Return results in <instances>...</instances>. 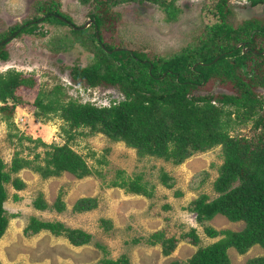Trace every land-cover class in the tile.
I'll use <instances>...</instances> for the list:
<instances>
[{
  "label": "rangeland",
  "instance_id": "1",
  "mask_svg": "<svg viewBox=\"0 0 264 264\" xmlns=\"http://www.w3.org/2000/svg\"><path fill=\"white\" fill-rule=\"evenodd\" d=\"M51 2L62 17L86 29V35L97 32V38L101 37L103 44L142 52L155 59L171 57L194 44L205 27L217 20L212 10L216 11L218 0H175L174 13L170 15L164 12L161 5L136 1L112 4L115 19L113 16L106 19L105 25L98 31L90 26L89 13L94 5L81 0H0V37L14 26L39 19L31 24L35 26L32 34L17 35V32L15 37L3 43L8 58L0 60V74L17 71L34 81L31 89L19 88L16 92L20 101L12 114L13 126L9 127L0 120V158L5 164L4 171H8L16 153L27 161H33L38 155L35 163L37 161L42 165L44 152L49 147L41 143L52 146L66 142L68 135L62 129L65 124L59 118L34 117L33 100L39 90L60 87L64 101L72 99L96 106H107L111 101L123 99L115 87L87 90L82 85H73L70 69L95 62L100 57L99 49L94 43L85 47L79 41H73L68 26L43 22L39 6ZM227 7L230 11L227 22L234 26L248 19L264 25V4L251 7L246 0H230ZM259 41L264 43L263 38ZM235 87L231 82L211 79L196 93L237 94ZM257 94L261 98L262 90H258ZM7 104L11 105V101ZM250 128L248 123L231 133L249 136ZM88 133V129H78L73 134L74 139L67 143L84 157L92 175L77 179L63 172L59 176L42 178L30 168L10 174L12 178L18 177L24 188L15 191L10 183L4 184L8 196L4 209L9 223L0 238L1 264H96L106 257L98 245L106 248L107 258L117 259L125 255L130 264H169L184 261L198 247L217 240L205 236L202 226L195 222L194 214L188 211V207L202 195H206L208 201L217 196L212 184L222 163L219 146L174 164L151 156L141 157L123 142L111 141L99 133ZM120 171L125 179L140 176L147 191L152 192V197L109 187L110 181L120 179ZM161 171L173 179L171 187L160 183ZM59 192L65 210L58 213L53 204ZM39 193L48 205L45 211L35 210L31 205ZM13 195H17L18 200H14ZM80 198H95L96 207L82 213L73 212L72 207ZM31 216L42 221H58L71 229H81L91 238L87 244L73 247L63 237H53L47 231L24 236L22 230ZM108 222L110 227L106 230ZM208 224L217 231H239L244 226L243 222H230L221 215L214 216ZM191 228L199 237L198 246L192 245L187 237H182ZM155 231H162L165 238H174L175 248L169 255L161 254L160 244H144V239ZM139 239L140 242H133ZM227 254L231 264H246L249 259L264 256V249L255 245L244 254H238L229 248Z\"/></svg>",
  "mask_w": 264,
  "mask_h": 264
},
{
  "label": "trees",
  "instance_id": "2",
  "mask_svg": "<svg viewBox=\"0 0 264 264\" xmlns=\"http://www.w3.org/2000/svg\"><path fill=\"white\" fill-rule=\"evenodd\" d=\"M81 1L94 5L89 17L90 26L95 31L105 25L106 19L112 16L115 19L112 4L136 1L161 5L164 12L170 15L174 13L175 3V0ZM246 1L251 7L264 4V0ZM229 2L218 0L216 11L212 10L217 20L205 27L194 44L171 57L155 59L148 58L142 52L103 44L101 37L97 38V32L86 35V29L62 17L53 8L52 2L39 6L44 16L43 22L68 26L73 41H79L85 47L94 43L99 49L100 57L95 62L70 69L72 83L86 89L115 87L123 99L111 101L108 107H95L72 99L64 101L60 87L37 92L33 100L34 117L59 118L65 124L62 129L68 137L62 145L47 146L41 143L49 147L44 152L42 165L37 161L35 163L38 155L33 161H27L16 153L8 171H4L5 164L0 158V238L9 223L4 209V202L8 198L4 184L10 183L15 191L24 188L23 182L10 174L30 168L42 178L59 176L63 172L77 179L92 175V169L84 157L67 143L74 139L75 131L88 129V134L99 133L111 141L123 142L141 157L151 156L174 164L182 163L195 153H203L217 146L221 148L222 163L212 184L217 196L208 201L207 196L202 195L188 207V211L194 214L195 222L202 226L205 236L217 240L198 247L186 260L169 264H231L227 254L229 248L238 254H244L255 245L264 249V43L259 41L264 39V25L253 19L244 20L236 26L227 22L230 17ZM38 20L35 18L21 26H14L0 37L1 61L8 58L4 50L5 41L15 37L17 32V35L32 34L35 26L31 24ZM211 79L231 82L236 86L237 94H197L200 86ZM32 86L33 79L24 77L20 72L0 74V120L7 126H13L12 114L20 101L16 92L19 88L31 89ZM258 90L263 92L261 98ZM8 101H11V105L7 104ZM248 123L251 126L249 136L231 133ZM121 174V171L118 172L120 179L110 181L108 186L133 195L152 197V192L147 191L140 176L125 179ZM172 180L161 171V184L171 187ZM60 196L59 192L53 204V209L58 213L65 210ZM13 199L18 200V196L13 195ZM31 205L35 210L48 209L41 193ZM94 207L95 198H80L72 211L82 213ZM216 215L224 216L230 222H243L244 226L239 231H217L208 224ZM106 224L105 229L108 230L109 222ZM41 231H47L53 237H63L73 247L83 246L91 238L81 229H71L58 221H42L34 216L29 217L22 233L32 236ZM182 237H187L194 246L199 244V237L193 228ZM133 242L138 243L140 239ZM144 244H160L163 256L169 255L175 248L174 238H165L162 231L151 233L144 239ZM98 248L106 257L96 264H130L125 255L117 259L107 258L106 248L102 245H98ZM246 264H264V256L249 259Z\"/></svg>",
  "mask_w": 264,
  "mask_h": 264
},
{
  "label": "clouds",
  "instance_id": "3",
  "mask_svg": "<svg viewBox=\"0 0 264 264\" xmlns=\"http://www.w3.org/2000/svg\"><path fill=\"white\" fill-rule=\"evenodd\" d=\"M73 85H74V86H77L76 84H73ZM87 90H90V89H87ZM116 102H118V101H116ZM110 104H111V103H110ZM110 104L107 105V106H106V105H105V106H100V105H99V106H96V105H92V106H95V107H108V106H110Z\"/></svg>",
  "mask_w": 264,
  "mask_h": 264
}]
</instances>
